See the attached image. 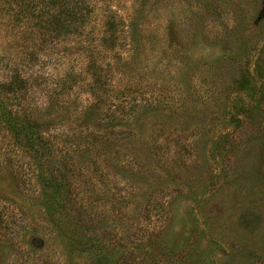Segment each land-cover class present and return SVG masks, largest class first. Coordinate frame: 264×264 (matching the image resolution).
Listing matches in <instances>:
<instances>
[{"label": "rangeland", "instance_id": "obj_1", "mask_svg": "<svg viewBox=\"0 0 264 264\" xmlns=\"http://www.w3.org/2000/svg\"><path fill=\"white\" fill-rule=\"evenodd\" d=\"M0 102V264H264V0H0Z\"/></svg>", "mask_w": 264, "mask_h": 264}, {"label": "trees", "instance_id": "obj_2", "mask_svg": "<svg viewBox=\"0 0 264 264\" xmlns=\"http://www.w3.org/2000/svg\"><path fill=\"white\" fill-rule=\"evenodd\" d=\"M62 10L63 12L59 15H55L49 20L51 26H53L54 30L58 33H60L61 30H64L63 32L67 35H79V32L77 31L78 26L83 25L86 21V16L81 15L80 8H76L74 5L68 9L64 6L62 7ZM104 36L102 42L110 45L108 51L113 55H117L118 51L125 47L120 45L123 44L122 41L124 38L121 34L106 33ZM115 50L118 51L114 52ZM93 60L92 76L94 77V83H92V88L94 91H97L103 75V63L101 61L99 63L95 59ZM25 114L26 113L20 114L9 109L7 110L3 106V103L0 102V124L5 126L10 134L17 133V136L21 135V138H18V142L24 148V151L29 154L32 159H46V157L49 159H55L53 139L49 134L51 124L40 119H28ZM40 180L47 188H52L54 186L56 192L58 191V186L60 185L58 179L53 177L43 179V176H41ZM48 194L49 193L44 192L41 197L44 200L48 198L45 202V206L49 205L50 208V205L56 204L58 199L54 196L48 197Z\"/></svg>", "mask_w": 264, "mask_h": 264}]
</instances>
